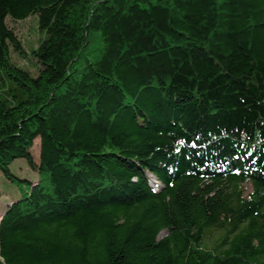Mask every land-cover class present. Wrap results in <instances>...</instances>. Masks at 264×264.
Here are the masks:
<instances>
[{
  "label": "trees",
  "instance_id": "1",
  "mask_svg": "<svg viewBox=\"0 0 264 264\" xmlns=\"http://www.w3.org/2000/svg\"><path fill=\"white\" fill-rule=\"evenodd\" d=\"M18 158L0 264H264V0H0V175Z\"/></svg>",
  "mask_w": 264,
  "mask_h": 264
},
{
  "label": "rangeland",
  "instance_id": "2",
  "mask_svg": "<svg viewBox=\"0 0 264 264\" xmlns=\"http://www.w3.org/2000/svg\"><path fill=\"white\" fill-rule=\"evenodd\" d=\"M8 24L16 32L21 40L23 49L27 56L12 52V61L30 69L37 71V61L30 54L31 47L37 46L39 39L43 36L42 32L38 29V16L31 15L23 20H16L9 18ZM32 154L36 162L39 161L40 154V141L37 138L32 148ZM10 170L15 180H11L4 174L0 175V219L6 210V207L12 202L17 201L24 197L30 190V182H35L39 178V174L28 163L26 158H18L10 164ZM16 179H21L22 182L18 183ZM153 185H155L152 182ZM151 184V185H152ZM152 185V186H153ZM156 186V185H155ZM166 231H162L159 237L166 235ZM216 235V233H215ZM210 243L211 240H206Z\"/></svg>",
  "mask_w": 264,
  "mask_h": 264
}]
</instances>
